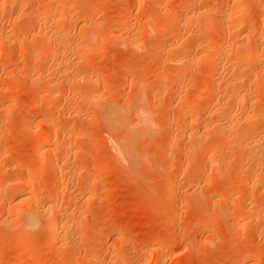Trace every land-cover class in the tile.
I'll list each match as a JSON object with an SVG mask.
<instances>
[{
    "label": "rangeland",
    "instance_id": "rangeland-1",
    "mask_svg": "<svg viewBox=\"0 0 264 264\" xmlns=\"http://www.w3.org/2000/svg\"><path fill=\"white\" fill-rule=\"evenodd\" d=\"M11 2L0 0V220L29 213L3 196L15 192L11 181L33 177L38 204L52 200L70 226L50 239L30 214L22 237L0 224V264H264V140L234 146L264 137V59H253L263 8L252 0ZM63 2L49 22L60 33L46 40L48 21L31 15ZM237 2L247 11L236 13ZM224 15L241 21L240 33L220 23ZM248 81L241 93L232 88ZM46 118L50 140L63 134L49 142L63 146V181L38 149ZM228 125L236 137L225 135ZM126 128L132 160L117 147Z\"/></svg>",
    "mask_w": 264,
    "mask_h": 264
},
{
    "label": "bare ground",
    "instance_id": "bare-ground-1",
    "mask_svg": "<svg viewBox=\"0 0 264 264\" xmlns=\"http://www.w3.org/2000/svg\"><path fill=\"white\" fill-rule=\"evenodd\" d=\"M12 2H13V0H11ZM263 1V0H262ZM11 2V3H12ZM27 2V0H22V3L24 4V3H26ZM65 2V1H64ZM57 3L56 4V6H54V10L51 8V7H49L48 9H45V10H43V11H40V10H38L37 12H35V13H32V15H31V21H33V22H35V21H38V20H40L41 18H43L44 20H46V21H48V24L49 25H44L45 26V28L43 27V29L42 30H40L41 31V35L47 40V39H50V37H55L56 38V36H57V31H59L58 30V28H56V27H54L53 25H55V24H50L49 22L50 21H52V20H55L54 19V14H55V12H61V10H63L64 9V7H65V3ZM235 2V1H234ZM233 2V3H234ZM252 3L254 4V6H256V8L258 7L259 8V6L260 7H262L263 8V10H261L260 12V14H259V16H258V22L259 23H262L263 21H264V2L262 3V2H260V0H252ZM189 4V3H188ZM192 4V3H191ZM263 4V6H261ZM48 5V4H47ZM235 5V4H234ZM237 5L238 6H236V13H238V12H240V11H245V9H246V7H245V4H238V2H237ZM51 6V5H50ZM186 8H187V6H186ZM61 9V10H60ZM68 11V10H67ZM246 11H247V9H246ZM21 12V11H20ZM69 12V11H68ZM203 10H202V12H200V11H198L197 12V14L198 15H202L203 14ZM202 13V14H201ZM235 13V12H234ZM197 15V16H198ZM235 15V14H234ZM233 15V16H234ZM192 16V15H191ZM233 16H227V15H224V16H222V18L220 19L221 21H220V23H223V24H227L228 25V27L230 28V31L231 32H238V33H240L239 32V29H240V26H241V21L240 22H238V19H237V21L235 22V21H232V20H235V19H232L233 18ZM19 17V16H18ZM193 17H195V16H193ZM192 18V17H191ZM57 21V20H56ZM55 22V21H54ZM56 23V22H55ZM58 23H59V21H58ZM222 25V24H221ZM225 25H223V26H225ZM17 26V25H16ZM63 27V26H62ZM227 27V28H228ZM57 29L56 31L54 30V29ZM228 28V29H229ZM229 31V30H228ZM230 31H229V33H230ZM58 33H60V31L58 32ZM192 33V32H191ZM190 33V34H191ZM228 33V32H227ZM58 36H60V35H58ZM111 36V35H110ZM192 36V35H191ZM261 38V37H260ZM260 38H257V40H256V42L254 43V55H253V59L254 60H263L264 59V51H263V47H264V41L263 40H261ZM90 44V43H89ZM89 44H86V48H88L90 45ZM219 44V43H218ZM36 47V46H35ZM219 47H220V45H219ZM219 47H209V48H207V46H206V48L205 49H207L208 50V52L210 53V54H216L218 51L220 52V51H224V48L222 49V48H219ZM31 48V47H30ZM90 48V47H89ZM180 47H178L177 46V49H179ZM91 49V48H90ZM220 49H222V50H220ZM227 49H225V51H226ZM88 51V50H87ZM99 51V50H98ZM206 51V50H205ZM231 51V50H230ZM207 52V53H208ZM227 52V51H226ZM225 52V53H226ZM229 52V51H228ZM223 54H224V52H222ZM227 54V53H226ZM225 54V55H226ZM207 55H209V54H207ZM69 61V60H68ZM61 65V64H60ZM64 65H65V63H64ZM67 65V64H66ZM237 70V69H236ZM233 72V71H232ZM233 85H235V84H232V88H234V91L236 90V92L237 91H239L240 93H241V90L243 91V90H245L246 88H248L249 86H250V82L248 81V82H246L245 84H242V83H240V84H238V83H236V85L235 86H233ZM228 87H230V85L228 86ZM226 89H227V87H226ZM225 90V89H224ZM229 90V89H228ZM227 91V90H226ZM231 91V90H230ZM105 92V91H104ZM104 92L102 91L100 94H99V96L101 97L102 95H104ZM230 95V94H229ZM228 95V99H230L231 98V95L229 96ZM50 98V97H49ZM233 98V97H232ZM225 100H226V98H225ZM231 101H234V100H232L231 99ZM236 102V104H239L240 102L238 101V103H237V101H235ZM45 103V102H44ZM225 103V102H224ZM53 104V99H49L48 101H46V103L44 104V105H47V106H50V105H52ZM194 103H192V104H190V105H188L189 107V109H193V107H194ZM213 111V110H212ZM143 113V112H142ZM142 113H138L140 116L142 115V117H143V114ZM216 113V112H215ZM218 114V113H217ZM221 114V116H222V118L224 119V120H230L231 118H232V113L231 112H226V113H223V112H221L220 113ZM138 116V115H137ZM220 116V115H219ZM139 117V116H138ZM142 117H139V118H141V119H143ZM253 117H255V116H253ZM252 116L249 118V119H247V120H249L248 122V125L250 124V126L252 125V124H254V122H255V119L256 118H253ZM138 118V119H139ZM112 120V124H113V127L115 126L114 125V123H117V128H119L120 126H119V121H117V120H113V119H111ZM223 120V121H224ZM115 121V122H114ZM245 121H246V119H245ZM247 122V121H246ZM256 122H258L257 120H256ZM228 123V122H227ZM111 124V123H110ZM111 124V125H112ZM122 124V125H121ZM226 124V123H225ZM31 125V124H30ZM30 125H26V127H27V129H32V125L30 126ZM120 125L121 126H123V128H125L124 127V124L123 123H120ZM227 125V124H226ZM225 125V126H226ZM230 125V124H229ZM229 125H228V127H229ZM42 126H43V131L39 134V136H38V139H37V143H38V149H39V152L42 154V155H45V157H46V159L49 161V167H52V171H53V173H54V177L52 176V178L54 179V180H57L58 178H60L62 175H60V176H58L59 175V173H61V172H59L61 169H60V164H61V162H62V160L66 157H62V155L59 153V152H61L62 151V147L61 148H51V145H49L50 143V141L53 139V140H55V141H57V140H59V139H61L62 137H63V134L60 132V131H55V134L53 135V138H51V140H50V137H52V135L51 136H49V134H48V131H47V129H48V127L50 126V120L48 119V118H46V119H44V121H43V123H42ZM126 126V125H125ZM26 127H24L25 129H26ZM51 127V126H50ZM133 127V126H132ZM132 127L130 126H128V128H130V132L131 131H133L132 130ZM137 127V126H136ZM230 127H232V128H234L233 126H230ZM228 128V130L226 129V131H225V135H227L228 137H232V136H235L236 135V131L234 130V129H232V128ZM115 128H116V126H115ZM114 128V129H115ZM122 128V127H121ZM128 128H126L125 129V131L126 130H129ZM141 128V127H140ZM26 129V130H27ZM35 129V128H34ZM109 129V128H108ZM134 129H136V128H134ZM139 129V128H138ZM204 129V128H203ZM28 130V131H29ZM203 131H205V130H203ZM126 132H128V131H126ZM125 132V133H126ZM134 132V131H133ZM136 132V131H135ZM138 133V132H137ZM223 133V132H222ZM53 134V133H52ZM127 135L125 136L124 135V137L125 138H123V139H118L119 141L117 142V147H118V150H121V152L123 151V155L126 157L127 155H129L128 156V158L131 156V155H133V154H129L130 152V149H132V148H130L131 146L130 145H132L131 143H130V140L132 139V135H130V133L128 132V133H126ZM205 134V133H204ZM206 134H208V133H206ZM224 135V134H223ZM205 136V135H204ZM258 136V135H257ZM221 137V134L220 135H218V138H220ZM236 137V136H235ZM133 138H135L134 136H133ZM205 139V138H204ZM231 139V138H230ZM234 140H235V138H233ZM133 140H135V139H133ZM132 140V142H134ZM262 140H264V137L263 136H258V138H253V139H251V140H242V141H240V142H234V146H237V149H238V147L239 148H254V149H256V147L258 148V146L260 145V143H261V141ZM203 141V140H202ZM232 141V140H231ZM230 142V141H229ZM264 141H262V143H263ZM233 143V142H232ZM231 143V144H232ZM67 144V143H66ZM232 145V146H233ZM67 148V147H66ZM66 148H64L63 150L64 151H66ZM54 149H56V150H54ZM61 149V150H60ZM128 149H129V151H128ZM243 150V149H242ZM63 152V151H62ZM120 152V151H119ZM133 152V151H132ZM126 153V154H125ZM132 157V156H131ZM131 157L129 158V159H131ZM63 158V159H62ZM127 158V159H128ZM128 159V160H129ZM132 160V159H131ZM47 161V162H48ZM40 162V161H39ZM65 162V161H64ZM253 162V161H252ZM63 164V163H62ZM51 165V166H50ZM64 165V164H63ZM46 166H47V164H46ZM15 167V166H14ZM33 167V166H32ZM63 167V166H62ZM61 167V168H62ZM25 168H27L26 170H28L29 168H31V166H28V167H25ZM33 170H32V173H33V176H35V174H41V170H39L38 168H32ZM50 169V168H49ZM25 170V171H26ZM30 170V169H29ZM40 172H39V171ZM50 171V170H49ZM57 171L59 172L58 174H56L57 173ZM67 171V170H66ZM51 172V171H50ZM65 172V171H64ZM62 174V173H61ZM70 174V173H69ZM68 174V175H69ZM55 175H57V176H55ZM90 176V175H89ZM56 177H57V179H56ZM90 179V178H89ZM60 180H62L63 181V179H61L60 178ZM61 181V182H62ZM33 182H34V179H33V177L31 178H29L28 180L26 179H21V178H19V179H16V180H13V181H11L10 182V188L12 189V190H14L15 192L12 194V195H10V196H8L6 193V195L5 196H3V201H4V203L5 204H7V206H9L8 208H10V206L11 205H13V203H15L14 204V206L16 207V206H19V205H22V204H25V205H27L28 206V208H29V210H28V214H20V212L18 213V212H15V213H18V214H16L15 215V213L14 214H10V213H8L9 215H8V217L7 218H4L3 220H0V224L1 225H3L4 227L6 226L7 228H13V229H16V231H17V233H18V235H19V237H20V235H21V237L24 235V233L27 231V230H29V226H30V221L28 220V218L30 217L29 216V214L31 215V217L33 218V220H37V222H36V224H37V226H39V225H42V224H45V225H47L48 227H49V237H50V239H56L58 236V230H64V229H66V231H67V228L70 226V224H69V222L70 221H68V219H66V216L65 217H63V215L61 214V211H60V209H58V206H56L55 205V203L52 201V200H50V199H46L45 200V202L44 203H42V204H44V206L42 205V206H40L39 204H38V202L41 200V199H43L42 197H38L37 196V194L34 192V191H31V187H32V184H33ZM36 182V181H35ZM58 182V181H57ZM66 183V182H65ZM35 184V183H34ZM33 184V185H34ZM38 185V184H37ZM65 185V184H64ZM61 187V186H60ZM62 187H63V183H62ZM8 188H9V186H8ZM82 188V187H81ZM85 188V187H84ZM64 189V188H63ZM83 189V188H82ZM172 189V187H170V189L169 190H171ZM12 193V192H11ZM198 194V193H197ZM37 197L39 198V200L37 199ZM42 201V200H41ZM40 201V202H41ZM39 202V203H40ZM4 204V205H5ZM1 205H3V204H1ZM12 207V209H13V206H11ZM11 209V208H10ZM11 209V210H12ZM63 213V212H62ZM51 214V215H50ZM64 214V213H63ZM245 212L243 211V209H241L240 211H239V214H238V223H242L243 221H244V218H245ZM8 218H10V219H8ZM71 228V227H70ZM69 228V229H70ZM23 234V235H22ZM2 238V237H1ZM67 238V237H66ZM2 240V239H1ZM28 245V244H27ZM29 246V245H28ZM27 246V247H28ZM30 247V246H29ZM25 248V247H24ZM22 249V248H21ZM21 251V250H20ZM95 259V258H94ZM96 261V260H95ZM21 263V262H20ZM154 264H158V262H155Z\"/></svg>",
    "mask_w": 264,
    "mask_h": 264
}]
</instances>
